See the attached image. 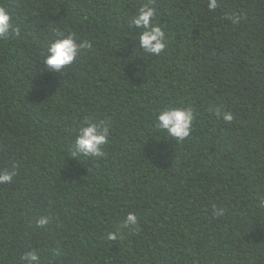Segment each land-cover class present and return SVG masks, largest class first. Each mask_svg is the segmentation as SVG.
<instances>
[{
	"label": "trees",
	"instance_id": "obj_1",
	"mask_svg": "<svg viewBox=\"0 0 264 264\" xmlns=\"http://www.w3.org/2000/svg\"><path fill=\"white\" fill-rule=\"evenodd\" d=\"M208 3L0 0L20 29L0 40V264H264V0ZM145 4L159 56L129 27ZM59 33L92 48L55 73ZM169 106L194 113L182 141L155 126ZM85 120L110 125L102 157L74 152Z\"/></svg>",
	"mask_w": 264,
	"mask_h": 264
},
{
	"label": "clouds",
	"instance_id": "obj_2",
	"mask_svg": "<svg viewBox=\"0 0 264 264\" xmlns=\"http://www.w3.org/2000/svg\"><path fill=\"white\" fill-rule=\"evenodd\" d=\"M217 7V0H209V10ZM156 9L148 4L143 5L131 17L129 27L138 31V47L144 53L151 56L161 55L166 48V35L162 27L154 22ZM233 23L237 22L236 17H229ZM20 36L19 27L14 26L8 9L0 6V40L10 39ZM59 38L50 42L44 54L43 63L50 72L61 73L67 66L73 64L78 55L85 50L91 49L92 44L88 41L77 42L74 34L59 33ZM218 117L226 123L233 120L231 112L220 113ZM194 113L187 107H166L162 108L156 116L155 126L158 130L166 132L168 137L176 141H182L189 137L192 131V121ZM110 125L104 121L88 122L85 120L78 129L75 138L74 152L82 157H102L104 155L103 146L109 142ZM16 171L8 170L0 172V184H8L13 181ZM221 210H217V215H222ZM37 227H44L50 223L49 217H40L37 220ZM137 216L129 213L121 227L136 225ZM21 260L23 264H40L39 255L35 251L26 252Z\"/></svg>",
	"mask_w": 264,
	"mask_h": 264
}]
</instances>
